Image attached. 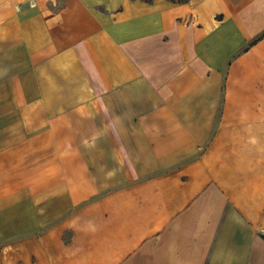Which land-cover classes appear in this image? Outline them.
<instances>
[{
  "label": "crops",
  "instance_id": "crops-1",
  "mask_svg": "<svg viewBox=\"0 0 264 264\" xmlns=\"http://www.w3.org/2000/svg\"><path fill=\"white\" fill-rule=\"evenodd\" d=\"M264 0H0V264H264Z\"/></svg>",
  "mask_w": 264,
  "mask_h": 264
},
{
  "label": "trees",
  "instance_id": "trees-1",
  "mask_svg": "<svg viewBox=\"0 0 264 264\" xmlns=\"http://www.w3.org/2000/svg\"><path fill=\"white\" fill-rule=\"evenodd\" d=\"M177 2H185V1H188V0H176ZM262 238H264V236H262Z\"/></svg>",
  "mask_w": 264,
  "mask_h": 264
}]
</instances>
